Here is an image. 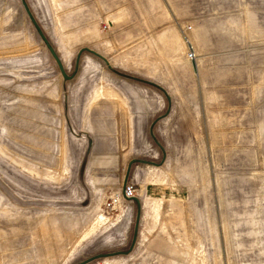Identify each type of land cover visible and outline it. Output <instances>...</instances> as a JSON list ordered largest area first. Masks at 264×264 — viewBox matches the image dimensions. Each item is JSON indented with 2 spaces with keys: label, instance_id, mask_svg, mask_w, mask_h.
Instances as JSON below:
<instances>
[{
  "label": "rangeland",
  "instance_id": "1",
  "mask_svg": "<svg viewBox=\"0 0 264 264\" xmlns=\"http://www.w3.org/2000/svg\"><path fill=\"white\" fill-rule=\"evenodd\" d=\"M24 1L71 78L0 0V264H264V0Z\"/></svg>",
  "mask_w": 264,
  "mask_h": 264
},
{
  "label": "water",
  "instance_id": "2",
  "mask_svg": "<svg viewBox=\"0 0 264 264\" xmlns=\"http://www.w3.org/2000/svg\"><path fill=\"white\" fill-rule=\"evenodd\" d=\"M21 4H22V7L29 19V21L31 22L32 26L34 27L37 35L39 36L40 40L43 42L44 46L46 47V49L48 50L49 54L51 55V57L53 58V60L55 61L59 71H60V74L61 76L63 77V79H69L71 78V76H67L65 71H64V68H63V64L61 62V59L59 58V56L57 55V53L55 52L54 48L52 47V45L50 44V42L48 41V39L46 38V36L44 35L43 31L41 30V28L39 27V25L37 24V22L35 21V18L33 17V15L31 14L26 2L24 0H21ZM89 51L91 52L92 54L98 56L99 58L103 59L107 65L109 66L107 60H105V58L99 54H97L95 51L89 49V48H82L79 52H78V56L80 55V53L82 51ZM78 59V58H77ZM135 233V232H134ZM134 241V239H133ZM131 248V247H130ZM123 254V253H127V252H115V253H107V254H99V255H95V256H92L90 258H88L87 260H84L82 262H80L79 264H85L93 259H96V258H101V257H110V256H113V255H117V254Z\"/></svg>",
  "mask_w": 264,
  "mask_h": 264
},
{
  "label": "built area",
  "instance_id": "3",
  "mask_svg": "<svg viewBox=\"0 0 264 264\" xmlns=\"http://www.w3.org/2000/svg\"><path fill=\"white\" fill-rule=\"evenodd\" d=\"M123 195L125 197H131L132 196V186H125L123 189Z\"/></svg>",
  "mask_w": 264,
  "mask_h": 264
}]
</instances>
